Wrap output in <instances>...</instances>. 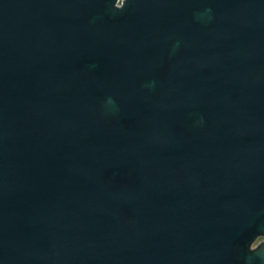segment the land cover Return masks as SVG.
I'll return each instance as SVG.
<instances>
[{
    "label": "water",
    "instance_id": "obj_1",
    "mask_svg": "<svg viewBox=\"0 0 264 264\" xmlns=\"http://www.w3.org/2000/svg\"><path fill=\"white\" fill-rule=\"evenodd\" d=\"M0 0V264H238L264 234V0Z\"/></svg>",
    "mask_w": 264,
    "mask_h": 264
},
{
    "label": "flooded vegetation",
    "instance_id": "obj_2",
    "mask_svg": "<svg viewBox=\"0 0 264 264\" xmlns=\"http://www.w3.org/2000/svg\"><path fill=\"white\" fill-rule=\"evenodd\" d=\"M238 264H264V234L255 235L243 246V258Z\"/></svg>",
    "mask_w": 264,
    "mask_h": 264
}]
</instances>
